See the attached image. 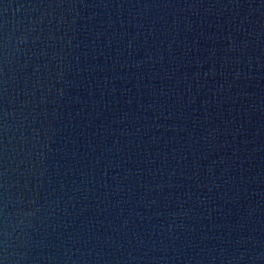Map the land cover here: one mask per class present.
<instances>
[{"label":"water","instance_id":"water-1","mask_svg":"<svg viewBox=\"0 0 264 264\" xmlns=\"http://www.w3.org/2000/svg\"><path fill=\"white\" fill-rule=\"evenodd\" d=\"M0 264H264V0H0Z\"/></svg>","mask_w":264,"mask_h":264}]
</instances>
